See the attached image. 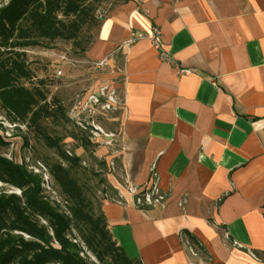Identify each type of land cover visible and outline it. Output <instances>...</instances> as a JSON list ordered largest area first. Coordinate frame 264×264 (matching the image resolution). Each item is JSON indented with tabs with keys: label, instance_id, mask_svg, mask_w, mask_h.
Returning <instances> with one entry per match:
<instances>
[{
	"label": "crops",
	"instance_id": "crops-1",
	"mask_svg": "<svg viewBox=\"0 0 264 264\" xmlns=\"http://www.w3.org/2000/svg\"><path fill=\"white\" fill-rule=\"evenodd\" d=\"M153 29L173 64L148 40L122 46ZM86 55L122 60L120 157L100 164L116 245L141 264H264V0H126L100 14ZM152 166L164 205L138 209L122 180Z\"/></svg>",
	"mask_w": 264,
	"mask_h": 264
},
{
	"label": "trees",
	"instance_id": "trees-1",
	"mask_svg": "<svg viewBox=\"0 0 264 264\" xmlns=\"http://www.w3.org/2000/svg\"><path fill=\"white\" fill-rule=\"evenodd\" d=\"M102 1L7 0L0 5V107L10 123L36 129L40 139L56 151L60 160L49 164L47 174L66 205L65 212L58 213L41 195L42 176L28 170L25 164L0 155V182L19 192V196L0 195V264H90L75 238L67 237L72 230L98 264H141L129 259L116 245L101 209L93 212L71 176V170L81 165L80 159L67 154L59 141L44 131L43 122L47 119L67 120L63 109L48 102L42 81L30 86L24 83L32 79L26 50L42 41L76 42L83 26H98L100 14H95ZM124 1L111 0L110 4L113 7ZM83 144L85 148L91 145L87 139H83ZM8 146L0 134V150ZM26 147L25 138L23 149ZM186 238L204 254L196 239L190 235Z\"/></svg>",
	"mask_w": 264,
	"mask_h": 264
},
{
	"label": "rangeland",
	"instance_id": "rangeland-1",
	"mask_svg": "<svg viewBox=\"0 0 264 264\" xmlns=\"http://www.w3.org/2000/svg\"><path fill=\"white\" fill-rule=\"evenodd\" d=\"M6 1L0 0V5ZM110 1L101 2L96 17L112 7ZM94 31L95 28L87 24L82 27L76 42L61 39L42 41L38 46L27 49L26 64L32 79L24 83L30 86L31 83L42 81L48 102H55L63 109L67 120L63 117L47 119L43 122V129L51 138L59 141L67 154L80 159L81 165L71 170V176L96 214L107 188V184L103 183L104 174L100 164H110L111 160L117 164L120 157L125 85L120 58L114 56L103 61L87 58L86 52L93 43ZM0 126V134L9 144L0 150V155L25 164L28 170L42 176L44 182L43 174H47L49 164L60 160L56 151L40 139L36 129L27 130L24 125L10 123L1 107ZM25 138L28 147L23 149ZM83 139H87L91 145L85 148ZM110 157L112 159L108 160ZM62 164L67 166L65 162ZM47 181V184H42V197L58 213L65 212L64 199L49 175ZM1 194L19 196L17 189L0 182ZM40 223L46 224L43 220ZM67 237L70 240L75 238L82 248L83 258L90 264H98L81 243L75 230Z\"/></svg>",
	"mask_w": 264,
	"mask_h": 264
},
{
	"label": "built area",
	"instance_id": "built-area-1",
	"mask_svg": "<svg viewBox=\"0 0 264 264\" xmlns=\"http://www.w3.org/2000/svg\"><path fill=\"white\" fill-rule=\"evenodd\" d=\"M133 1L136 3H142L145 0H133ZM163 1H170V0H163ZM138 40H148L155 49L160 51V58L163 62L173 64L172 60L169 57V54L162 49L161 33L159 30L153 29L150 33L131 31L129 38L122 44V46L129 45L132 42H135ZM175 68L177 70V73L180 75H189L192 73V70L187 69V68L177 67L176 65H175ZM93 136H96V134H93ZM100 142L102 141L100 140ZM106 143H109V142H106ZM38 165L42 167L40 163H38ZM114 165L115 164L113 163L108 164L110 171L113 170ZM43 176H44V182L47 184L48 175L44 173ZM122 182H123V186L126 189L127 193L132 198V204L136 208L138 209H144V208L150 209L151 208L152 209L157 206L164 205L165 198L162 192L160 191L159 177L156 172L155 166H152L150 169L149 179L141 185H135L131 183L127 178H123Z\"/></svg>",
	"mask_w": 264,
	"mask_h": 264
}]
</instances>
